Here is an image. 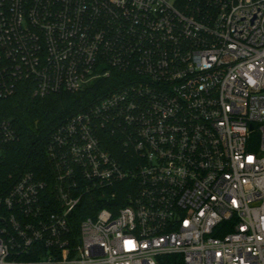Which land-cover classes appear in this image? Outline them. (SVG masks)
<instances>
[{"label":"built area","instance_id":"1","mask_svg":"<svg viewBox=\"0 0 264 264\" xmlns=\"http://www.w3.org/2000/svg\"><path fill=\"white\" fill-rule=\"evenodd\" d=\"M110 78L0 197V264H264V0H0V99Z\"/></svg>","mask_w":264,"mask_h":264},{"label":"trees","instance_id":"2","mask_svg":"<svg viewBox=\"0 0 264 264\" xmlns=\"http://www.w3.org/2000/svg\"><path fill=\"white\" fill-rule=\"evenodd\" d=\"M113 84L112 78L104 79L80 92L45 97L33 96L32 89L22 84L15 95L0 99V117L12 119L18 133L17 140L0 147V197L5 196L26 172H33L40 178L50 173L47 144L52 134L70 117L109 93L115 88ZM122 187L115 200L124 204ZM81 206L73 224L76 231L81 220L94 216L108 203L98 195H91ZM158 264H184V261L181 255L170 254L160 256Z\"/></svg>","mask_w":264,"mask_h":264}]
</instances>
